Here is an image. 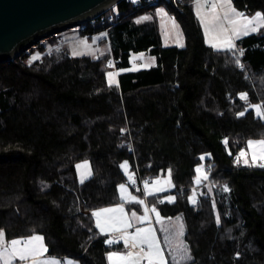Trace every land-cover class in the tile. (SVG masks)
Masks as SVG:
<instances>
[{"label": "trees", "instance_id": "16d2710c", "mask_svg": "<svg viewBox=\"0 0 264 264\" xmlns=\"http://www.w3.org/2000/svg\"><path fill=\"white\" fill-rule=\"evenodd\" d=\"M194 3L123 0L112 20L106 14L84 31L107 32L108 58L62 49L31 61L46 52L40 42L0 65V230L8 240L41 234L51 255L109 264L126 246L99 231L93 212L122 203L129 161L141 189L171 173L174 201L157 204L164 217L183 218L185 264H264V167L240 161L251 140L264 139L253 108H264V26L218 50L207 45ZM233 3L264 15V0ZM158 6L180 23L184 47L165 46L158 21L144 20ZM141 51L157 65L110 83V61L127 69ZM85 159L93 175L80 182ZM201 166L210 178L197 186Z\"/></svg>", "mask_w": 264, "mask_h": 264}, {"label": "rangeland", "instance_id": "374dc122", "mask_svg": "<svg viewBox=\"0 0 264 264\" xmlns=\"http://www.w3.org/2000/svg\"><path fill=\"white\" fill-rule=\"evenodd\" d=\"M214 5L215 7H213ZM233 9L235 11H232ZM113 10L114 8L108 10L102 16L107 14L112 20ZM194 10L202 25L207 45L218 50L234 49L237 47L235 32L236 29L239 28L238 26H245L251 29L256 27L257 31L261 29L260 22L256 20V14H246L238 10L234 5L233 0H231L230 4H228L226 0H195ZM237 13L242 15L238 16ZM153 19H156L160 25L163 44L165 46H185V35L182 27L177 19L169 13L165 6H158L155 14L151 13L144 17V20ZM93 21L58 32L41 41V43L45 44L46 52L43 54L42 51L35 50L31 55V61L40 59L45 54H55L62 49L69 52L73 57H90L92 59L111 57V46L107 32L103 31L92 35L84 33L87 26ZM232 21H236V23H232ZM249 21H251V23H249ZM229 45L232 46L230 47ZM34 48L36 49V46L31 47L29 50ZM155 65H157V58L149 51L133 52L131 54V66L127 69L118 71L116 68H113L115 67L114 61H110L107 73L108 80L110 83L116 84L120 72L138 71ZM253 108L255 109L257 116L264 119V108L262 105H255ZM258 141H264V139L253 140V142ZM242 153H245L242 157L240 156V161L243 164L248 163V155L251 156L254 162L256 161V164L260 162H263L262 164H264V158H262L264 157V147L260 144L256 143L251 147L248 145V148ZM253 156L256 157L255 160L253 159ZM245 160H247V163H245ZM85 163H87L86 168L77 167L80 182L87 181L93 175L92 165L88 159L78 162L77 166L84 165ZM121 168L129 179V183L122 184L124 185L123 190L120 186L122 203L114 207H108L93 212L98 229L106 233L105 236L111 243H116L120 240L116 238L114 232L129 227L126 226L127 223L130 225V230L127 231L126 235L129 236L128 238L123 239L128 245H133L135 252L139 249L145 251L148 248L144 253L152 252L154 249H150L146 243L142 242L141 236L137 235V230H151V235L155 237V242L158 246L161 244L159 239V233L161 232V234H163L164 243L168 246L169 257L171 258V262L168 264H185L190 261L192 253L190 245L185 239L186 228L184 221H182L180 217L175 219L164 218L157 204L158 199L167 202L174 201V195L172 194L174 183L171 173L169 172L164 177H157L152 181L150 179L144 181V193H141V186L135 180V175L131 171L130 162L124 161L121 164ZM199 169L197 186H202L208 183L210 178V175L207 174L209 167L207 166L205 168L204 166H201ZM201 175H203V177H201ZM158 178H161V181L156 182L155 180ZM133 187L135 188V191L133 190ZM148 198L150 199L148 200ZM132 204L135 205L137 211L134 210L129 214L128 210H131ZM120 209H123V211H120ZM97 213H99V215H97ZM134 236L136 239H133Z\"/></svg>", "mask_w": 264, "mask_h": 264}, {"label": "water", "instance_id": "95a60500", "mask_svg": "<svg viewBox=\"0 0 264 264\" xmlns=\"http://www.w3.org/2000/svg\"><path fill=\"white\" fill-rule=\"evenodd\" d=\"M123 0H0V65L58 32L93 21Z\"/></svg>", "mask_w": 264, "mask_h": 264}, {"label": "crops", "instance_id": "0c3cea01", "mask_svg": "<svg viewBox=\"0 0 264 264\" xmlns=\"http://www.w3.org/2000/svg\"><path fill=\"white\" fill-rule=\"evenodd\" d=\"M155 12H156V9L152 13L155 14ZM257 13H260L261 16L264 17L262 12H257ZM257 13H255V14H257ZM256 20L260 22V26L261 27L264 26V19H256ZM238 27L239 28H237L236 32H235L236 42L239 39H241V38H243L245 36H248L250 34H253V33L257 32V28L256 27L253 28V29H255V31H253V29L247 28L245 26H238ZM245 32L247 34H245ZM179 47H182V46H179ZM251 141H253V140H251ZM240 156L242 157L241 154H240ZM247 157H248V163L244 164L246 166H253V165L260 166L263 163V162H260V163L256 164V161L254 162L250 155H248ZM242 160H243V158H242ZM201 177H203V175H201ZM135 179H136V176H135ZM160 179L161 178H158L155 181L159 182V181H161ZM143 190H144V188L142 187V189H141L142 192L141 193H144ZM119 191H120V188H119ZM173 191H174V187H173ZM156 196H157V193H156ZM149 199L150 198H148V200ZM134 210L137 211V208L135 207V205L132 204L131 210H128L129 214H131V212L134 211ZM179 217L183 221V218L181 216H179ZM164 218L168 219L167 217H164ZM175 218H178V217H175ZM175 218H169V219H175ZM146 224H149V223H146ZM129 230H130V227H126L125 229H122L120 231H115V232L113 231L116 234V238L118 240H120L119 242L124 243L126 248L123 251H115V252L110 253L109 256H108L109 264H148V259L145 257V253H144L145 251L148 250V248L145 251L143 249H139V250H137V252H135L134 249H133V245H128L125 242V240L123 239V238H128L129 235H126V233ZM99 231L105 236V234H106L105 232H103L101 230H99ZM0 232L3 233V236H0V252H3L4 249H8L9 252H10L11 249H12L11 241H13V240L20 241V243L16 247L18 249H23L26 246V242L29 239H31L33 236H39V237L43 238L42 241L35 242V246L39 247L40 244H42L43 248H45L46 251H43V252H41L38 255L29 256V258L26 259V260L11 259L10 264H52L53 261L57 262V264H81L80 261H78V260H76V259H74L72 257H69V256H55V255H51L49 253V247H48V245L46 243L45 237L43 235H41V234H35L33 236H30V237L15 238V239L8 240L7 236H6V233L3 232V230L2 231L0 230ZM113 232H111V233H113ZM159 235H160L159 239H160V242H161V244H160L161 247L159 246V248L161 250V254L164 257L165 264H168L169 262H171V258L169 257V253H168V246L164 243L163 234H161V232H160ZM171 236H172V233H171ZM129 242H131V241H129ZM116 243H118V242H116ZM129 253H132V256L130 258L121 259V257H128ZM113 254H115V255H113ZM8 258L9 257L7 256V254H5L2 258H0V264H5V259H8Z\"/></svg>", "mask_w": 264, "mask_h": 264}, {"label": "snow or ice", "instance_id": "6c2138e0", "mask_svg": "<svg viewBox=\"0 0 264 264\" xmlns=\"http://www.w3.org/2000/svg\"><path fill=\"white\" fill-rule=\"evenodd\" d=\"M226 2L228 4H230L231 0H226ZM213 7H215V5ZM232 11H235V10L233 9ZM237 15L239 16L242 14L237 13ZM256 18L257 19H264V17H262L260 13L256 14ZM232 23H236V21H232ZM249 23H251V21H249ZM253 31H255V29H253ZM245 34H247V33L245 32ZM229 46L231 47L232 45H229ZM243 98H246V97H243ZM241 115H243V113H241ZM256 143H258L262 147H264V141H258V142L250 141L249 147H251L253 144H256ZM241 155L243 156V155H245V153H241ZM262 158H264V157H262ZM253 159L255 160L256 157L253 156ZM245 163H247V160H245ZM260 166L264 167V164H261ZM77 167H85L86 168L87 163H85L84 165H78ZM197 171H200V169H197ZM121 189L122 190L124 189V185H121ZM105 211H110V210H105ZM120 211H123V209H120ZM97 215H99V213H97ZM126 226L130 227V225H128L127 223H126ZM137 235L141 236L142 242L146 243L150 249H155L152 252L145 253V257L148 259V264H165L164 257L161 254V250L155 242V237L153 235H151V230L138 229ZM0 236H3L2 232H0ZM42 239H43L42 237L33 236L31 239H29L26 242V246L23 249H18L16 247L20 243V241L13 240V241H11V244H12L11 251L9 252L8 249H4L3 252H0V258H2L5 254H7V256L9 258L5 259V264H10L11 259L26 260L29 258V256L38 255L41 252L46 251V249L43 248L42 244H40L39 247L35 246V242H40V241H42ZM133 239H136V237L134 236ZM113 255H115V254H113ZM131 256H132V253H129L128 257H121V259H127V258H130ZM52 264H57V262L53 261Z\"/></svg>", "mask_w": 264, "mask_h": 264}, {"label": "built area", "instance_id": "2783aa9c", "mask_svg": "<svg viewBox=\"0 0 264 264\" xmlns=\"http://www.w3.org/2000/svg\"><path fill=\"white\" fill-rule=\"evenodd\" d=\"M154 0H149V2H153Z\"/></svg>", "mask_w": 264, "mask_h": 264}]
</instances>
